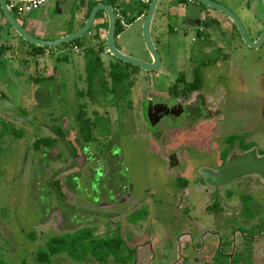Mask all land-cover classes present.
<instances>
[{
  "label": "rangeland",
  "instance_id": "obj_1",
  "mask_svg": "<svg viewBox=\"0 0 264 264\" xmlns=\"http://www.w3.org/2000/svg\"><path fill=\"white\" fill-rule=\"evenodd\" d=\"M78 1L47 0L40 8L28 14L11 13L26 31L41 36L33 29L42 32L45 23L42 27L34 25L33 29L28 24L38 19L46 22L49 19L46 16H49L52 19L48 21L50 27L55 21L76 14L81 9L77 5ZM167 1L159 0L150 30L161 65L154 71L129 66V69L136 70L131 75L134 80L131 107L127 96H120L117 105L114 100L103 101V92L99 90V102L95 103L88 96L78 95V90H83L86 95L88 88L84 51L88 46L95 49L98 47L90 32L79 38L82 44L80 52H76L68 42L54 48L42 47L46 48L43 53L31 56L27 53L28 44L36 45L21 40L13 28L5 23V27L15 34H9L10 39L3 40L2 36L0 39V42L10 45V50L0 55V129L3 123L22 132L20 138L14 137L13 133L0 135V259L7 264H18L25 257L29 260L28 264H35L32 254L47 235L73 231L85 225L96 226L95 234H103L107 229H113L114 223L118 221L121 229L130 234L127 241L129 245L145 243L138 249V264H145L148 256L150 264H171L175 252L168 243L165 246L162 243L173 240L176 251L178 249L175 237L179 233L181 218H178V214L182 208L176 206V199L182 190H179L175 173L183 171L188 177L195 174L199 165L214 166L223 149V146H214L217 141H213L212 145L187 142L173 146L168 140L162 145L163 142L157 139L161 136L164 139V134L153 137V130L142 117L140 102L147 93L153 97V101L161 99L155 95H161L169 80L180 73L190 80L195 76L193 72H199L200 69L206 77L205 81L218 84V90L212 94L213 99H217L215 111L218 110L214 121L219 138L214 140H225L234 133L249 134L255 147L264 150V45L250 48L240 43L235 33L236 41L231 46L228 44L225 51L230 56L229 60L213 64V61L209 62L211 57L204 54L205 48L220 38L212 32L215 29L211 23H205L206 33H202L196 21L202 7L214 8L196 0H184L180 6ZM214 1L234 11L243 22L245 30L251 33V37L255 36L256 31L253 29L258 27L255 19L261 14L259 0H246L245 5L240 0ZM112 4L118 5L126 15L122 19V31L114 39L115 46L126 55L150 61L142 38L144 16L139 15L129 23V17L137 16L143 5L139 0H115ZM171 5H176L186 21L172 18L166 21L163 18L158 23L160 12ZM59 9L62 12L56 13ZM214 11L219 17H225L222 12ZM3 18L0 12V19ZM176 27L178 30L174 31ZM62 30L63 27L58 31ZM102 51L101 58L109 83L108 62L121 61L109 54L106 46ZM203 62L206 64L201 68ZM209 63L210 66L206 68ZM34 78L39 80L36 82ZM84 102L88 116H99L93 131L95 140L89 145V152L92 153L90 161L86 160L88 145L79 138L75 120L78 106ZM53 125L65 131L66 142L59 141L51 149L36 152L32 147L33 141L39 137L54 138ZM175 135L176 139L173 140L193 138L188 130H179ZM208 137L210 134L206 129L197 135L196 140H207ZM170 147L179 157V167L173 169L175 173L169 169L166 160ZM225 147L228 149V144ZM102 150L104 155L100 153ZM100 165L105 179L98 172ZM70 174L78 175L79 180ZM51 178H56L61 185V201L48 184ZM239 181L225 185L222 190L233 187ZM71 183L77 184L82 191L70 187ZM125 183L127 185L124 188L122 184ZM105 184L116 196V201H112V193L106 192ZM120 188H124V191L120 192ZM256 194L253 202H259ZM258 194L263 197L261 205L264 208V186ZM143 202L148 208H140L133 216L145 214V210L149 209L147 219L136 224L128 223L126 214ZM250 207L251 215L252 205ZM260 209L257 203L253 214H261ZM70 215L78 216L79 222L70 224ZM218 225L216 223L209 228L217 229ZM236 227L245 230L244 226ZM247 232L252 233L253 229ZM207 239L215 237L208 236ZM260 242L264 244V238ZM60 260L65 264H84L70 260L65 254H59L49 262L61 264ZM85 264L97 263L90 260Z\"/></svg>",
  "mask_w": 264,
  "mask_h": 264
},
{
  "label": "flooded vegetation",
  "instance_id": "obj_2",
  "mask_svg": "<svg viewBox=\"0 0 264 264\" xmlns=\"http://www.w3.org/2000/svg\"><path fill=\"white\" fill-rule=\"evenodd\" d=\"M80 1L84 2L85 5H87V8L90 2L97 1L95 4L102 2L101 0H79L77 2L78 3L77 5L81 9L82 7L79 6ZM111 1L114 3L115 0H111ZM241 1L242 3L244 2L245 5L246 0H240V2ZM251 1L253 2L254 0ZM148 2L150 3L149 0H140V3L143 5V7ZM169 2L170 3L175 2L176 5L180 6V4L184 2V0H168L167 3ZM259 3L261 5V14L257 16V18L255 19L258 27H255L253 29V31H256L254 37H251L250 35L251 33L245 30L243 22L241 21L239 16H237L241 22L245 35L251 42L257 41L264 32V4L262 0H259ZM95 4H93L91 8ZM110 5L114 8L116 19H119L120 23H122V19L124 20V17L122 15V9L120 10V7L116 4H110ZM176 5L168 6V8H166L165 11L163 12L161 11L160 12L161 14L157 19L158 23H160V21L163 20V18L166 21L170 20L171 18L178 19L183 22L186 21L184 20V16L182 15V12L176 9ZM248 8L249 9L251 8L250 1L248 2ZM80 10L78 12H80ZM147 10L145 11V13L141 14V16L145 17ZM214 10L210 8L208 9L202 7L200 9V14L198 15L196 24L197 25L199 24V26L202 28L199 31H201L202 33L203 32L206 33V29L204 27H205V23L208 21V23H211L213 29H215V31L213 30L212 32H214L219 36L220 39H215L212 41V43L206 45L205 53L203 52L204 54L208 55V58L211 57L209 62L213 61V64H216L220 60L222 61L229 60L230 56L225 51H226V47H228L227 46L228 44L229 46H231L233 42L236 41L235 33L238 35L240 43L246 46L248 45L242 39L237 26L232 22V20L223 12L222 13L225 14V17L223 16L219 17ZM78 12L76 14L74 13L71 14L69 17V21L75 20L76 17L78 16ZM210 12H213V14H211ZM232 12L235 13L234 11ZM96 19H100L101 20L100 22H105V21L107 22V17L104 11H103V16L100 17L96 16L95 20ZM84 22H82L78 28H80ZM94 22L91 25L88 32L94 30L93 27L97 24V23L94 24ZM257 25L255 24V26ZM78 28L74 30L69 29L66 34H70L76 31ZM4 30L7 29L4 28ZM173 30L176 31L178 30V28L176 27ZM104 32L106 33V29L104 30ZM2 43L3 42H0V44ZM263 45H264V40L256 48H260ZM75 51L80 52V48L76 47ZM159 59H160V63H159L160 66L161 65L160 56ZM148 62H151V58L150 61ZM205 64L206 62H203L202 65H200V67L203 68ZM159 66L157 67V69L159 68ZM208 66H210V63L206 65V68ZM129 70H130L129 79L131 81V85L129 87L128 93L126 94L124 90L116 94L110 92L107 95H103V101L105 99H107V101L114 100V102H117L116 104L118 105L120 101L115 97L127 96L129 99L128 104L130 107L132 106L131 94H132V87L134 85V80L131 77V75L134 74L136 70L135 71L131 69ZM193 73H195V76L190 80H187L182 73L177 75L172 80H169V84L167 85L165 91L161 95L159 94L155 95L157 97H160L161 99H157V101H153V97L151 95H148L147 93L145 94L143 100L140 102L142 109V117L145 118V122L149 123L151 130H153L152 131L153 137L159 136L161 134L165 135L164 139L162 138V136L159 138L156 137L157 139H160V142H163L162 145L166 144V142L168 141H170V143L173 146H180L181 144L187 142H189L190 144L198 143L203 145L204 143H207V145H212L213 141H217V143L214 146H218V147L223 146V149L220 151L217 157V162L214 166L199 165L195 170V174H192L191 176L188 177L187 175L183 174V171L180 172L178 171L177 173L173 171V169L179 167L178 153H176L172 149V147H170V151L166 153L167 155L166 160L168 163V167L170 170H172L173 173H175L176 180L179 183V190H182V193H179L180 195L178 194L177 196L176 206L182 208L181 213L178 214V218H181V222L182 221L183 222L179 223L178 226L179 233H177L175 237L176 240L178 241V242L176 241L178 245L177 251L175 249L176 245L175 242H173V240H167L166 243L163 242L162 244L165 246L168 243L170 245V248L175 252V259L171 262V264H264V244H259L262 243L260 241L261 239L264 238V208L261 205V201L263 197H261V195L258 194L259 189H262V187L264 186V178L256 172H250L246 174L237 173L233 179H230L228 181L219 183L214 180L212 183H208L203 176V172L206 171L217 174V172H219L220 169L230 159L235 160L239 158L241 162H238L237 165H241V163H243L241 160L242 155L246 154L252 149L256 150V158L264 156V150L255 147V142L252 140L253 138L251 139V135L249 134L234 133L228 135V137L225 140L222 139L214 140L216 138H219L215 128L216 122L214 121L216 120L218 110L215 111V108L217 107L216 105L217 99H213L212 94L215 90H218V84H213L208 81H205L206 77L204 76L203 72L200 69L199 72L197 70L196 72ZM87 90L85 91L86 95H84V93L82 92L83 90H78V92L81 91L83 94L82 96H88ZM98 90L99 89L96 90V93L99 92ZM84 103L86 105V102ZM92 103H95V101L94 102L92 101ZM94 118L95 117H93L92 119ZM54 127L55 126L53 125L52 128ZM206 129L208 130V134H210V137H208L207 140H196L197 135H199L201 131ZM179 130H184V131L188 130L191 133V135H193L192 140H173L176 139L175 132ZM93 138L92 141L95 140V137ZM91 142L88 144V152L86 155L87 161L92 160V153L89 152V145L91 144ZM225 144H228V149H226ZM100 153L104 155L103 150ZM88 156H91V158L87 159ZM256 161L257 160L254 159V162ZM254 162H252V158H251L250 163L253 164ZM97 169L98 172L102 174V178L105 179L106 176H103L102 165H100ZM69 176L77 177L78 179V175L70 174ZM237 180L240 181L237 182L235 185H233V187L225 188L224 190H222V187H225V185L230 184L231 182ZM55 181H57L56 178L54 179L51 178L48 184L51 186L52 183ZM69 185L75 190L79 189L77 184L71 183ZM113 185L115 186V184ZM125 185H127V183L122 184L124 188L126 187ZM104 186L105 189H107L106 192L112 193L111 192L112 190L108 189L106 184ZM51 187L53 188L54 192L57 195L56 185L53 184V186ZM59 188L61 191L60 183H59ZM124 188H120L122 189L120 192L124 191ZM79 191L81 192L82 190L79 189ZM106 192L104 191L106 198L109 199ZM97 193H99V191ZM170 193H171V189H170ZM60 194L63 196L62 191ZM255 194L258 195L259 202H253L255 200L254 199ZM62 196H61V200H62ZM189 197L190 199H192L191 202ZM56 198L59 201H61L59 197L56 196ZM112 201H116V196L114 194ZM247 201L248 203H245ZM257 203L261 208L259 210L261 214L254 215L253 209L256 208ZM251 205H252V213L250 215L249 211L251 210L250 207ZM140 208L141 209L148 208V205L143 202L141 203L140 206H136L132 210H130V212H128V214H126L125 216V219L128 223L136 224L140 221H143L144 219L145 220L147 219L149 215L148 213L149 209L145 210L146 211L145 216L139 217L135 221L131 220L133 213L140 210ZM70 210H71V206H70ZM107 215L109 214H106V216ZM71 218L72 221L70 224H76L79 222L77 220L78 216L77 217L71 216ZM216 223L219 224L217 227L218 230L216 228H209L212 225H215ZM114 224L115 227L113 229L112 228L107 229L106 231L114 230L116 227L120 228L121 235L123 236L125 241V245L121 248V253L124 256H128V258L126 260V263H120L118 261L115 262L113 260H110L107 264H138L137 262L138 254H139L138 249L143 247L145 243L139 245H133V246L129 245L127 241L130 239V234L124 232L121 229V224L119 223V221L115 222ZM236 225L244 226L245 230L243 231L237 228ZM85 226L95 227V229H97L96 226H92V225H85ZM250 229H253L252 233L247 232ZM66 232H71V231H65L54 235L63 234ZM220 233L222 235L224 234L225 236L222 237ZM103 234L97 233L95 235H103ZM54 235H47L45 236V238ZM208 236L211 237L214 236L215 239H207ZM147 249H148V244H147ZM130 250L133 252L131 253ZM35 252L36 250L34 251V254ZM60 254H65V253H60ZM58 255L59 254L54 255L52 258L57 257ZM66 256L69 258L68 255ZM163 257L166 258L167 256L163 255ZM147 258L148 260L147 262L145 261V264L146 263L150 264L149 256ZM69 259L72 260L71 258ZM26 260L27 262L29 261L27 258ZM59 262L61 264H65L62 260H60ZM83 263L84 264L89 263V260L86 262L83 261Z\"/></svg>",
  "mask_w": 264,
  "mask_h": 264
},
{
  "label": "trees",
  "instance_id": "obj_3",
  "mask_svg": "<svg viewBox=\"0 0 264 264\" xmlns=\"http://www.w3.org/2000/svg\"><path fill=\"white\" fill-rule=\"evenodd\" d=\"M102 2L112 4L111 0H101ZM140 1V0H139ZM150 1V0H149ZM97 1L90 2L88 8L86 17L90 11V8L93 4H95ZM149 3V2H148ZM148 3L144 6H141L139 9L137 16L129 17V23L130 21H133L135 18H137L139 15L145 13L148 9ZM1 12V10H0ZM2 13V12H1ZM122 15L125 18V13L122 10ZM97 17L103 16V11H99L96 15ZM7 23V22H6ZM8 24V23H7ZM107 27V22H99L97 23L93 29L94 33L91 34L93 39L97 41V49L88 46V48L84 51V58H85V65H86V80L88 83V90L87 94L90 97L92 101H99L97 98L96 90L99 89V91L103 92V95H107L108 93H118L122 90L127 94L129 87L131 85L130 81V70H129V63L124 62H117V61H109L108 63V77L110 78V83L108 84L105 75V66L104 62L101 58L102 48H105V44L103 42H98L99 40V31L105 30ZM5 27L0 25V39L2 36V31ZM123 26L120 23V20L117 19V26H116V32L115 37L122 31ZM91 31V30H90ZM22 40V39H21ZM26 43V42H24ZM73 47L81 48L82 44L79 42V39H76L72 42H70ZM28 44V43H27ZM10 45L6 43L0 44V55L5 53L6 51H9ZM27 53L31 56H36L44 52L46 48H42L40 46H33L28 44ZM48 50V49H47ZM107 53V52H106ZM36 82L39 80L38 78H34ZM79 96H82V92H78ZM124 97V96H123ZM116 99H119L120 97H115ZM98 116H95L94 119H92L90 116L87 115L86 112V105L85 103H80L78 106L77 113L75 115V120L78 125V132H79V138L83 140L87 145L92 141L93 136V130L95 129L96 122H97ZM55 137L51 138L49 136L37 138L33 141L32 147L36 152H40L44 149H49L55 146L59 141L66 142V133L63 129L60 127H54L52 128ZM1 134H8L13 133V136L16 138H20L22 136V132L15 128L14 126L10 127L9 125L3 124L0 129ZM94 139V138H93ZM45 155L47 154L44 152ZM76 156V155H74ZM56 185L57 188V197L61 200V191L59 188V182L55 181L52 183ZM146 214V213H145ZM144 213H138L137 215H132L131 220L135 221L139 217L145 216ZM95 227L90 226H83L75 229L71 232H66L63 234H58L54 236H48L46 237L42 242V244L37 246L35 254H32L33 262L35 264H51L49 261L50 259L60 253H65L74 261L77 262H83V261H90L94 260L97 262V264H107L110 260H113L115 262L120 263H126V260L128 256H124L121 253V248L125 245V241L123 236L121 235V231L119 227H116L114 230H108L103 235H95ZM34 240V239H32ZM132 253L133 251L130 250ZM130 253V254H131ZM129 254V255H130ZM26 258L22 260L18 264H27ZM0 264H7L5 261L0 259Z\"/></svg>",
  "mask_w": 264,
  "mask_h": 264
},
{
  "label": "water",
  "instance_id": "obj_4",
  "mask_svg": "<svg viewBox=\"0 0 264 264\" xmlns=\"http://www.w3.org/2000/svg\"><path fill=\"white\" fill-rule=\"evenodd\" d=\"M196 1L205 4L209 7H212L220 12L225 13L237 26L242 39L248 46L256 48L261 42H263L264 32L257 41L251 42L245 35V32L237 15H235V13H233L226 6L219 4L213 0H196ZM262 1L264 4V0ZM158 2L159 0H150L149 7L144 17L143 27H142L143 42L146 50L150 55L151 62H145L140 59L134 58L132 56L126 55L122 53L115 46L114 39H115V32L117 26V19L114 8L110 4H106L103 2H99L95 4L91 8L88 17L86 18L85 22L80 28H78L76 31L70 34H66L52 40H44V39L36 38L35 36L31 35L28 31H26L24 27L16 20L13 14L9 11L5 0H0V10L2 12L5 21L10 25V27L13 28V30L22 40H25L26 42L34 44L36 46L47 47V48H54L63 43H68L76 39H79L83 34L89 31L91 25L93 24L96 18L97 12L102 10L105 12L107 17V28L105 33L106 51L121 62L129 63L143 70L151 71V70H156L160 63L159 54L157 53L156 48L152 42L151 33H150L153 16L157 8ZM79 6L84 7L85 3L80 1ZM7 38L10 39V36L8 34V31L4 30L2 33V39L4 40ZM251 158H252V162H254V159H256L257 161L252 164L250 163ZM241 160L243 163H241V165H237L238 162H241L239 158L235 160L230 159L220 169V171L217 172V174L206 171L203 172V176L208 183H212L214 180L219 183L228 181L230 179H233L237 173L246 174L250 172H256L264 178V156L256 158V150L252 149L251 151L242 155Z\"/></svg>",
  "mask_w": 264,
  "mask_h": 264
},
{
  "label": "crops",
  "instance_id": "obj_5",
  "mask_svg": "<svg viewBox=\"0 0 264 264\" xmlns=\"http://www.w3.org/2000/svg\"><path fill=\"white\" fill-rule=\"evenodd\" d=\"M58 5H59V3H58ZM200 7H202V6H200ZM46 11H48V10H46ZM61 12H62L61 9L56 11V13H61ZM86 13H87V5L82 7V9L80 10V12H78V16L76 17V19L74 21H69V17H70L69 16L66 19H64V18L63 19H59V22L55 21L56 23L54 22L53 25L50 26V27H48V21L50 22L52 19L49 16H46L47 19L49 18L48 20L46 19L47 20L46 22L40 21V19L36 18L38 20H35V21L31 22L30 24H28V26L30 28L33 29L34 25L42 27V25L44 23L46 24V27H45V25H43L44 27H42V32H39L37 29H33L34 31H36L39 34H41V36H37L36 33L35 34L30 33V34L35 36L36 38L44 39V40H52V39L58 38L60 36L65 35L69 29H73L74 30V29L78 28L80 26V24L82 22H84V20L86 18ZM210 13L213 14V12H210ZM62 20H64V21H62ZM100 21H101L100 19H96L94 24L99 23ZM0 25H3L5 27V20L4 19H0ZM21 25L23 26V24H21ZM53 27H57V28L54 29ZM62 27H63V30L62 31H58ZM5 29L8 30V28H6V27H5ZM91 33L93 34L94 30L91 31ZM99 33H100V35H99L98 42L105 41V32H104V30H100ZM8 34H15V33H14L13 30H8Z\"/></svg>",
  "mask_w": 264,
  "mask_h": 264
},
{
  "label": "built area",
  "instance_id": "obj_6",
  "mask_svg": "<svg viewBox=\"0 0 264 264\" xmlns=\"http://www.w3.org/2000/svg\"><path fill=\"white\" fill-rule=\"evenodd\" d=\"M47 0H6L7 7L10 12L15 11L21 15L40 8ZM76 50V47H74Z\"/></svg>",
  "mask_w": 264,
  "mask_h": 264
}]
</instances>
